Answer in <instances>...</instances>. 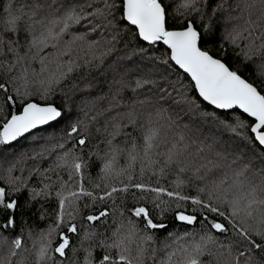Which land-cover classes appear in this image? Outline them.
Here are the masks:
<instances>
[{
  "label": "snow or ice",
  "instance_id": "snow-or-ice-1",
  "mask_svg": "<svg viewBox=\"0 0 264 264\" xmlns=\"http://www.w3.org/2000/svg\"><path fill=\"white\" fill-rule=\"evenodd\" d=\"M52 201L33 252L16 213ZM26 253L264 264V0H0V264Z\"/></svg>",
  "mask_w": 264,
  "mask_h": 264
},
{
  "label": "trees",
  "instance_id": "trees-1",
  "mask_svg": "<svg viewBox=\"0 0 264 264\" xmlns=\"http://www.w3.org/2000/svg\"><path fill=\"white\" fill-rule=\"evenodd\" d=\"M208 49H214L217 47V44L215 42H209L205 45ZM59 103V101H57ZM67 107V105H66ZM64 125L61 124L57 126L55 129H49L47 132H40L38 135L44 137L47 139L52 134H60L62 132ZM33 137H28L27 139H22L18 143L14 144L12 147H9L7 149L6 154H12V153H24V152H30L32 151L33 147ZM16 175H21L25 178V182L29 184L28 191L22 192L20 194V204L23 208L25 201L27 200L32 188H38V181L40 180L39 176H36L32 179H28L26 173H16ZM55 210V201H52L50 204L45 205V211L48 212L49 218L41 219L38 215L40 212V204H36L33 206V210L31 212H18L16 213L17 218V225L18 228H21L25 234V239L28 244V247L35 251L33 248V245L38 246L41 242V234L44 233L49 226L52 224L51 214ZM166 223H169L170 227L168 229L169 232H175V233H182L184 231V228L179 223H176L172 220L171 214H169L168 219L166 220ZM166 235V234H165ZM164 237L161 236V240H163ZM99 251V250H98ZM71 255V254H70ZM26 257V264H33V257L25 254Z\"/></svg>",
  "mask_w": 264,
  "mask_h": 264
}]
</instances>
